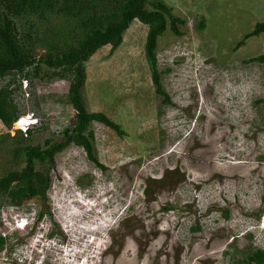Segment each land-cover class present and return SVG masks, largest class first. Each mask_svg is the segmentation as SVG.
<instances>
[{"label":"rangeland","instance_id":"1","mask_svg":"<svg viewBox=\"0 0 264 264\" xmlns=\"http://www.w3.org/2000/svg\"><path fill=\"white\" fill-rule=\"evenodd\" d=\"M163 1L185 20L181 34L168 27L157 47L171 102L152 81L144 49L148 25L135 19L118 48L105 45L90 57L83 88L87 109L107 114L124 134L93 121L104 168L71 143L50 166L46 197L17 204L0 196V234L7 238L0 256L23 245L27 256H42L45 264H55L59 252L74 264L82 253L73 239L94 248L88 232L100 237L107 229V250L91 264H246L252 252L264 250V63L248 60L264 53V33L236 48L264 20V0ZM67 23L53 15L41 27L42 35L54 34L50 44L57 47L46 44L53 51L66 47L62 39L69 42L56 36ZM39 44L41 53L48 49ZM40 71L32 79L18 77L12 94L17 119L28 117L32 134L0 119V177L25 167L27 143L61 138L74 122L67 96L73 67L42 64ZM22 177L34 181L35 171ZM79 199L97 202L86 210L76 206ZM94 204L105 217L94 214ZM25 213L41 218L25 229L9 226Z\"/></svg>","mask_w":264,"mask_h":264},{"label":"trees","instance_id":"2","mask_svg":"<svg viewBox=\"0 0 264 264\" xmlns=\"http://www.w3.org/2000/svg\"><path fill=\"white\" fill-rule=\"evenodd\" d=\"M152 8L148 7V3ZM53 15H61L68 21V30H59L56 36L66 37L62 43L66 45L61 51H53L50 44L54 34L50 30L42 35L40 29ZM23 18L27 22H23ZM138 19L148 25L145 42V54L149 63L152 81L157 93L164 100L171 102V97L162 82V72L157 65V47L159 37L169 27L174 33L181 34L180 25L185 20L172 13V7L163 0H0V80L10 75L11 79L3 87L0 86V119L11 127L20 116L17 104L12 97L15 87L20 85L19 78L32 79L41 76L44 64L54 70L64 66H72L73 72L67 92L69 102L74 106L75 117L71 126L64 127L61 138H47L43 144L24 146L25 167L19 172L12 170L0 177V196H6L11 202L20 204L24 200L41 195L46 197L51 185L50 166L55 156L69 144L82 146L88 156L100 167L94 146L95 136L90 129L93 121L104 123L120 135L125 130L122 125L111 119L104 112H91L87 109L83 95L86 83V63L101 47L110 45L111 50L118 48L124 40V34L131 23ZM27 23V24H26ZM202 28L205 21H202ZM264 33V20L258 21L254 28L245 34L236 48L246 43L252 36ZM59 35V36H58ZM49 45L41 53L37 43ZM264 63V53L251 57ZM17 80V81H16ZM20 135L24 133L19 130ZM29 129L27 134H32ZM27 138V137H26ZM40 164V167L35 165ZM49 165V166H47ZM35 171V180L22 177L27 171ZM22 174V175H21ZM198 228V226H197ZM6 243V237L0 234V247ZM246 264H264V250L257 249L247 258Z\"/></svg>","mask_w":264,"mask_h":264},{"label":"clouds","instance_id":"3","mask_svg":"<svg viewBox=\"0 0 264 264\" xmlns=\"http://www.w3.org/2000/svg\"><path fill=\"white\" fill-rule=\"evenodd\" d=\"M183 55V54H182ZM184 55H187V53H184ZM25 118V121H26V125H28V127L26 128V130H24L25 132H28L29 131V129H30V127H31V121H30V119L28 118V117H24ZM20 119V118H19ZM19 119H16V123H17V121L19 120ZM29 119V120H28ZM21 128V127H20ZM21 129H23V128H21ZM77 194H79L78 192H77ZM94 202H97V201H93V200H83V199H79L78 201H76V206L77 207H80V206H83V208L84 209H91V206L89 205V203H94ZM98 202H100V201H98ZM103 203L104 202H102V206L103 207H105L104 205H103ZM96 205H98V203H96ZM95 204L94 205H92L93 206V208H94V214H96V212H102V211H104V210H102V209H99L97 206H96ZM84 213H88V212H85L84 211ZM102 213H104V212H102ZM103 216L105 217V213L103 214ZM38 219V218H41V216H37V214L35 213V214H23L22 216H20L19 217V219L18 218H16V216H14L13 217V221L11 222H9L8 224H9V226L10 227H12V228H18V229H25V228H27L28 226H30V224H31V222H32V220L33 219ZM100 222H103V224L104 225H106L105 223V221H101L100 220ZM14 223H15V226H14ZM12 225V226H11ZM92 225V224H91ZM94 225V224H93ZM95 226H97V225H95ZM103 229H107V228H103ZM108 230V229H107ZM107 230L106 231H103V230H101L100 232H99V236L100 237H98L97 235H95L97 232H88V235L86 236V240H88L93 246H94V248H90V249H87V248H85V247H83V246H77V238H74L73 240V242H72V245H75L76 247H78V250H80V253H82V254H80V260H78L77 259V261H75L76 259H75V257L73 256V255H71L72 256V258H73V261H75V263L74 264H91V260H90V258H94V257H97V255H98V253L99 254H101V253H103L105 250H107V246H106V244H105V242L107 241ZM41 233V232H40ZM1 235H3V234H1ZM4 237H5V235H3ZM95 237H97L98 239H99V241H95V242H93V239L95 238ZM9 238V237H8ZM7 239V238H6ZM76 241V242H75ZM78 242H81V240H78ZM99 242H103V245L101 246V247H99ZM6 244V243H5ZM67 247L69 246V245H66ZM67 247H66V250H68L67 249ZM69 248V247H68ZM15 249V248H14ZM9 250V249H8ZM13 250V249H12ZM11 250V251H12ZM10 251V250H9ZM19 251L21 252V254H25V253H27L26 251H25V247H23V245H21V247H20V249H19ZM91 252V253H90ZM72 253H74L73 251H72ZM34 256V255H33ZM33 261L35 262V263H37V264H39V262H41V264H45L46 263V259H43V257L41 256V258H35L34 257V259H33ZM89 261V262H88ZM69 262H67V261H64L62 258H61V252H59V254L56 256V258H55V264H68Z\"/></svg>","mask_w":264,"mask_h":264},{"label":"built area","instance_id":"4","mask_svg":"<svg viewBox=\"0 0 264 264\" xmlns=\"http://www.w3.org/2000/svg\"><path fill=\"white\" fill-rule=\"evenodd\" d=\"M25 123L26 121L24 117H21L17 121L18 126L20 124L24 125L21 127L23 128V130H26V128L28 127V125H26ZM64 250H65L64 252H66V247L64 248ZM0 264H37V263L33 261L32 255L27 256L26 253L21 254L20 251H17V248H15V250L12 251H9L7 248H5V252L3 253L2 256H0Z\"/></svg>","mask_w":264,"mask_h":264},{"label":"flooded vegetation","instance_id":"5","mask_svg":"<svg viewBox=\"0 0 264 264\" xmlns=\"http://www.w3.org/2000/svg\"><path fill=\"white\" fill-rule=\"evenodd\" d=\"M35 196L42 197L41 195H34V196H32V197H30V198L26 199V200H28V201L30 200L28 203L32 202V201H31V199H32V198H34Z\"/></svg>","mask_w":264,"mask_h":264}]
</instances>
